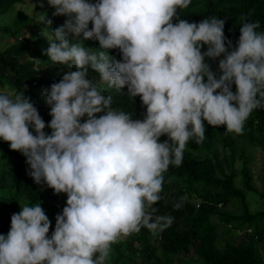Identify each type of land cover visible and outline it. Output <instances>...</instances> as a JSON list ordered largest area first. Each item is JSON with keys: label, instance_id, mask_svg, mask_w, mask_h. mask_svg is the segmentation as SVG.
<instances>
[{"label": "clouds", "instance_id": "1", "mask_svg": "<svg viewBox=\"0 0 264 264\" xmlns=\"http://www.w3.org/2000/svg\"><path fill=\"white\" fill-rule=\"evenodd\" d=\"M191 2L47 0L52 15L66 20L44 34L46 54L53 64L71 62L59 82L40 84L49 88L51 134L29 97L0 90V139L26 157L36 184L67 194L66 206L49 237L51 221L41 203L21 205L8 233L0 234V264H107L121 239L141 228L163 232L174 218L154 215L152 206L162 199L164 173L182 164L190 139L204 141V121L243 135L251 113L264 108L260 22L241 17L234 47L224 19H179L178 9ZM52 22L45 12L38 15L37 23ZM81 34L98 41L99 50L73 43ZM114 49L121 59L110 58ZM222 55L213 71L205 57ZM88 65L100 73V83L88 78ZM105 85L139 96L143 120L113 108ZM162 135L168 139L161 142Z\"/></svg>", "mask_w": 264, "mask_h": 264}, {"label": "trees", "instance_id": "2", "mask_svg": "<svg viewBox=\"0 0 264 264\" xmlns=\"http://www.w3.org/2000/svg\"><path fill=\"white\" fill-rule=\"evenodd\" d=\"M17 1L19 0H0V15L5 14ZM53 12L54 10H51L49 14V19L53 21L52 31L63 25L66 20L65 16H53ZM17 14L14 23L23 16L27 17L23 11ZM178 14L179 19L197 23L210 16L224 19V34L232 40L234 47L240 35L241 17H247L251 22L259 21L258 31H264V0H192L187 9H178ZM176 22L174 19L173 23ZM10 27L0 25V33L14 37L13 43L0 49V87L9 92L22 91L29 97L45 121L44 131L51 134L52 130L47 127L52 119L49 115L50 106L33 87L40 84L51 86L52 83L59 82L60 79L48 77L49 73L54 71L53 68L59 65L50 62L52 69H41V61L35 56L36 59H32L29 51L43 39H33L30 29L29 35L22 34L18 37L20 32L12 31ZM81 43L85 47L90 45L95 47L93 50H99V42L96 40L85 39ZM206 49L207 45L202 51ZM108 54L114 60L121 59L118 49L110 50ZM222 58L223 55L215 60L205 57V61L216 71L219 59ZM97 74L100 73L97 71ZM235 90L236 86L233 84L232 91ZM126 93L125 88L122 94L117 93L115 89H106L105 94L112 96L113 108L131 113L133 119L143 120L146 106L142 105L139 96L130 98ZM204 123V141L197 144L195 139H190L187 142L182 164L179 167L169 166L164 173L163 191L160 194L162 199L152 206L157 209L154 215L173 217L172 225L155 234L147 228H141L139 232L121 239L112 245L107 264H129L138 260H142L144 264H172L173 256L187 255L190 252L197 257L199 264H261L260 254L251 241L227 243L224 249H219L218 223L214 218L218 217L223 224H229L236 229L247 224L253 225L256 233L262 231L260 221L264 219V210L250 212L245 192L235 185L236 173L232 169L229 171V168L232 167L230 155L235 144L240 142L243 145L247 141H256L258 134L264 132V108L255 109L251 113L244 124L243 135L227 132L226 125L213 127L208 125L207 121ZM30 131L35 134L33 129ZM167 139V135L160 137L161 142ZM227 151L230 152L229 156H226ZM220 154L223 155L222 159ZM25 161L24 155L11 150L9 142L0 139V234L8 233L11 214L19 212L21 205L25 203H43L51 208L50 212L55 213V216L66 206L61 204L56 212L53 210L49 196L54 190L43 184H36L28 174L30 166ZM242 172L245 176V190H252L249 185L250 177L246 175V166H243ZM227 195L239 198L242 204L240 214L219 209L218 204H224ZM181 197L186 199L181 201ZM177 202L182 205L179 209L174 207ZM55 222L51 223L50 236L55 229Z\"/></svg>", "mask_w": 264, "mask_h": 264}, {"label": "rangeland", "instance_id": "3", "mask_svg": "<svg viewBox=\"0 0 264 264\" xmlns=\"http://www.w3.org/2000/svg\"><path fill=\"white\" fill-rule=\"evenodd\" d=\"M43 7L40 6L41 0H19L12 5V7L5 13L0 15V25H10V29L15 32H20L18 37L22 34L25 36L29 35L28 29L31 30L33 39H43L38 46H35L34 49L29 51V56H35L42 61L41 69H52V66H49V63L52 62L46 54V49L49 47V42L47 36L44 34L51 33V25H45L43 23H37L38 15L41 12H45L47 17L49 18V14L51 10L54 8L50 7L47 3V0H42ZM95 2V0H93ZM19 11H23L25 15L28 17H21L19 20L15 21L17 13ZM91 27V22L89 24ZM72 41L73 43H81L83 40V35ZM14 37L12 35H6L0 33V49H4L6 46L13 43ZM87 45V44H86ZM87 48L93 49L95 47L87 45ZM34 51V52H33ZM59 66H55L54 71L50 72L48 76L55 77L56 79H61L62 70L64 73L70 70L71 62L68 63H55ZM62 65V66H61ZM87 67V76L89 79H92L96 83H100L101 76L97 74V71H94L90 65ZM71 70H75L72 68ZM48 73V72H47ZM107 89V86L105 85ZM33 89L38 92L41 97L45 98L44 93L46 92L48 86L46 85H34ZM0 90L6 91L0 87ZM46 99V98H45ZM99 116V114H96ZM87 117L82 118V121ZM197 154V153H195ZM230 152H226V156H229ZM222 154H220V158L222 159ZM230 161L232 163V167L229 168L234 170L236 173L234 182L236 186H239L245 192V199L247 201L248 209L251 213H254L259 210H264V132H260L257 136L256 141H247L245 143L237 142L234 146V151L230 155ZM246 161V162H245ZM245 163V164H244ZM243 166H246L248 169L249 185L252 187V190H245L243 180L244 174L242 172ZM47 186V185H45ZM51 189V188H50ZM49 201L52 204L53 210L56 212L61 204H66L67 194L60 193L55 194L50 193ZM219 209L222 211H228L232 214H240L242 212V204L239 201V198L232 197L227 195V199L225 203H220ZM42 208L44 209L46 215L48 216L51 223H54L56 220L55 213L50 212L51 208L41 203ZM214 220L218 223V241L217 247L219 249H224V246L227 243H240V242H248L251 241L254 243L257 248L260 257L261 264H264V219L260 221L262 225L261 233H256L253 225L248 226L244 224L241 228L231 227L229 224H223L222 221L215 217ZM50 233V232H49ZM49 235V234H48ZM50 237V235H49ZM172 264H199L197 257L192 253H188L187 255H176L172 258ZM129 264H144L142 260H138L135 263Z\"/></svg>", "mask_w": 264, "mask_h": 264}, {"label": "built area", "instance_id": "4", "mask_svg": "<svg viewBox=\"0 0 264 264\" xmlns=\"http://www.w3.org/2000/svg\"><path fill=\"white\" fill-rule=\"evenodd\" d=\"M196 206H198V204H196Z\"/></svg>", "mask_w": 264, "mask_h": 264}]
</instances>
